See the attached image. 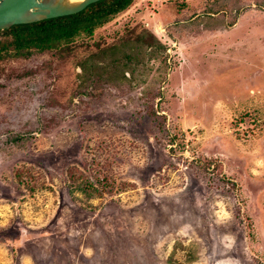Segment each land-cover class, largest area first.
Returning a JSON list of instances; mask_svg holds the SVG:
<instances>
[{
  "label": "rangeland",
  "instance_id": "1",
  "mask_svg": "<svg viewBox=\"0 0 264 264\" xmlns=\"http://www.w3.org/2000/svg\"><path fill=\"white\" fill-rule=\"evenodd\" d=\"M0 264H264V0L0 57Z\"/></svg>",
  "mask_w": 264,
  "mask_h": 264
},
{
  "label": "trees",
  "instance_id": "2",
  "mask_svg": "<svg viewBox=\"0 0 264 264\" xmlns=\"http://www.w3.org/2000/svg\"><path fill=\"white\" fill-rule=\"evenodd\" d=\"M133 0H100L79 13L26 24H17L0 30V57L27 56L34 49L44 51L61 41H71L80 33L93 34L97 27L109 22L126 10Z\"/></svg>",
  "mask_w": 264,
  "mask_h": 264
},
{
  "label": "water",
  "instance_id": "3",
  "mask_svg": "<svg viewBox=\"0 0 264 264\" xmlns=\"http://www.w3.org/2000/svg\"><path fill=\"white\" fill-rule=\"evenodd\" d=\"M100 0H0V30L81 12Z\"/></svg>",
  "mask_w": 264,
  "mask_h": 264
}]
</instances>
